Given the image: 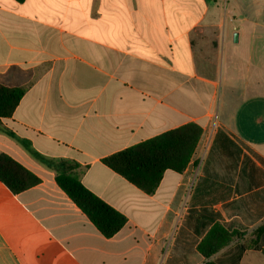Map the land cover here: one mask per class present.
I'll return each mask as SVG.
<instances>
[{
    "label": "crops",
    "instance_id": "obj_1",
    "mask_svg": "<svg viewBox=\"0 0 264 264\" xmlns=\"http://www.w3.org/2000/svg\"><path fill=\"white\" fill-rule=\"evenodd\" d=\"M228 4L0 0V84L25 90L0 153L41 179L19 194L0 181V264H205L216 223L239 236L209 261L264 264V10ZM189 123L203 129L190 164L152 195L103 163ZM62 162L126 216L116 236L59 188Z\"/></svg>",
    "mask_w": 264,
    "mask_h": 264
},
{
    "label": "trees",
    "instance_id": "obj_2",
    "mask_svg": "<svg viewBox=\"0 0 264 264\" xmlns=\"http://www.w3.org/2000/svg\"><path fill=\"white\" fill-rule=\"evenodd\" d=\"M24 94V89L0 84V119L13 116ZM202 134L201 125L189 123L106 157L103 163L146 194L152 195L166 171L185 172ZM76 167L74 163H60L57 185L105 238L116 236L126 226V216L87 189L73 174ZM0 181L10 191L19 194L38 185L41 179L9 155L0 153ZM263 234L264 225L254 231L257 238L255 245ZM238 236V233L229 232L216 223L199 243L197 250L207 260L205 264H215L209 259ZM262 253L264 255V247Z\"/></svg>",
    "mask_w": 264,
    "mask_h": 264
},
{
    "label": "rangeland",
    "instance_id": "obj_3",
    "mask_svg": "<svg viewBox=\"0 0 264 264\" xmlns=\"http://www.w3.org/2000/svg\"><path fill=\"white\" fill-rule=\"evenodd\" d=\"M256 1L257 0H228L229 4H228V8H227V14H228V11L230 9H237V13L239 14L240 18H243V17H247V16H250L252 14H257V15H260L263 17V10H264V7L262 6V3L261 2L260 4H257L256 6ZM60 9H65L64 6H59ZM263 23H264V19H262ZM236 26H241L239 23L238 25L236 24ZM247 30V28H246ZM127 247L124 246L123 250H124V253L127 252ZM123 264H140V261H133V262H123Z\"/></svg>",
    "mask_w": 264,
    "mask_h": 264
},
{
    "label": "water",
    "instance_id": "obj_4",
    "mask_svg": "<svg viewBox=\"0 0 264 264\" xmlns=\"http://www.w3.org/2000/svg\"><path fill=\"white\" fill-rule=\"evenodd\" d=\"M234 41H235V42H238V34H235V35H234Z\"/></svg>",
    "mask_w": 264,
    "mask_h": 264
}]
</instances>
